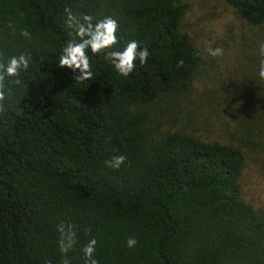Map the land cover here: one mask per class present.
I'll use <instances>...</instances> for the list:
<instances>
[{"label": "trees", "instance_id": "1", "mask_svg": "<svg viewBox=\"0 0 264 264\" xmlns=\"http://www.w3.org/2000/svg\"><path fill=\"white\" fill-rule=\"evenodd\" d=\"M219 1L201 87L182 0H0V264H264V0Z\"/></svg>", "mask_w": 264, "mask_h": 264}, {"label": "rangeland", "instance_id": "2", "mask_svg": "<svg viewBox=\"0 0 264 264\" xmlns=\"http://www.w3.org/2000/svg\"><path fill=\"white\" fill-rule=\"evenodd\" d=\"M185 2L189 10L183 19V27L192 36L195 44L202 50V54L205 56V64L203 69L206 70L198 77L196 84L201 87L205 84H209L210 80L217 83L220 79L228 78V73L226 71L227 67L231 64L232 54H230L225 59L224 53L226 47L232 44L230 32L225 31V25H235L239 23L232 16L233 12L231 8L222 6L219 0H182ZM219 25L214 28L213 21ZM218 33L222 34V41L226 43L224 52L222 53V58L217 57L215 51L212 50L214 41L219 36ZM224 45L221 44L220 52L223 51ZM227 52V51H226ZM211 60H215L213 62ZM216 79H218L216 81ZM209 82V83H208ZM244 191L247 197L254 200L258 204L264 205V186L259 185V180L254 174H248L245 183Z\"/></svg>", "mask_w": 264, "mask_h": 264}]
</instances>
